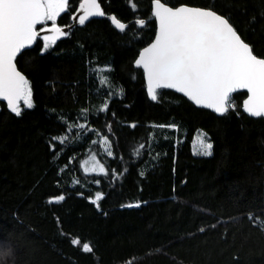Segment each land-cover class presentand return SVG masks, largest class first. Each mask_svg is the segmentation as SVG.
I'll list each match as a JSON object with an SVG mask.
<instances>
[{"label": "trees", "instance_id": "16d2710c", "mask_svg": "<svg viewBox=\"0 0 264 264\" xmlns=\"http://www.w3.org/2000/svg\"><path fill=\"white\" fill-rule=\"evenodd\" d=\"M81 1L55 24L69 26ZM152 1L100 0L102 18L16 57L32 106L16 115L0 102V264H264V118L243 113L244 91L222 116L168 89L148 97L134 63L155 35ZM161 1L214 10L264 59V0ZM93 68L107 69L113 96ZM80 121L91 131L57 140ZM199 130L211 155L192 150ZM96 135L112 155L96 149L106 172L87 175Z\"/></svg>", "mask_w": 264, "mask_h": 264}, {"label": "snow or ice", "instance_id": "6c2138e0", "mask_svg": "<svg viewBox=\"0 0 264 264\" xmlns=\"http://www.w3.org/2000/svg\"><path fill=\"white\" fill-rule=\"evenodd\" d=\"M68 0H0V98L9 109L20 115L18 101L31 107L30 89L26 78L17 70L14 60L20 51L33 44L35 26L53 21L66 9ZM83 25L91 16L105 15L97 0H85ZM152 15L159 30L155 42L145 48L137 67H142L148 81L149 96L157 99L156 89L169 88L188 96L198 106L210 108L219 115L228 111L229 93L246 89L250 94L245 111L251 116H264V59H258L250 47L241 41L227 18L211 10L181 6L173 10L161 0H154ZM123 31L125 25L112 18ZM139 26L143 20H137ZM45 41L50 36L43 37ZM47 48V44H45ZM63 142V138L61 139ZM213 145L201 140L200 155H211ZM110 154V153H109ZM103 172V168L100 169ZM102 197L97 194V203ZM64 196L55 201L61 202ZM129 207L133 205H128ZM85 252L91 251L84 244Z\"/></svg>", "mask_w": 264, "mask_h": 264}, {"label": "water", "instance_id": "95a60500", "mask_svg": "<svg viewBox=\"0 0 264 264\" xmlns=\"http://www.w3.org/2000/svg\"><path fill=\"white\" fill-rule=\"evenodd\" d=\"M97 2H98V4H99V6H100V8H101V4H100V0H97ZM161 3L162 4H164V6L165 7H170V8H172L173 10H175L176 8H178V7H181V6H186V7H193V8H199V9H202V10H211V11H213V12H215L214 10H212V9H209V8H203V7H198V6H190V5H187V4H180V5H178V6H176V7H172V6H170V5H168V4H166V3H164V2H162L161 1ZM82 5H84L85 7H87V5H85V0H82L80 3H79V5H78V7H77V9H76V11L74 12V14L72 15V17H71V21H72V23L69 25V26H66V27H60V26H58V25H56L58 28H60L61 29V31L60 32H57V31H55V29H53V27H52V25H50V26H47V27H44V28H42V29H38L39 28V26H41L42 24H44V23H42V24H37L36 26H35V31L37 32V37H36V39L34 40V42H33V44L36 42V40L38 39V38H41L44 42H46V43H56L57 41H59L60 39H62V38H64L65 36H66V34L68 33V31L70 30V29H72L74 26H82L80 23H79V18L82 16V15H84V7H82ZM101 10H102V8H101ZM103 11V10H102ZM153 11H154V0L152 1V3H151V14L153 13ZM104 13V12H103ZM216 14H219V13H217V12H215ZM220 15V14H219ZM104 16V15H103ZM103 16H91V17H89L87 20H86V22L87 21H89L90 19H93V18H102ZM153 16V15H152ZM221 17H223V18H226V17H224V16H222V15H220ZM115 18V16H110L109 17V19H110V21H111V23L113 24V22H112V18ZM153 18L155 19V17L153 16ZM117 20V19H116ZM228 20V19H227ZM118 21V20H117ZM85 22V23H86ZM119 23H121L120 21H118ZM155 22H156V31H155V35H154V38H153V40L148 44V45H146L145 47H143L141 50H140V52H139V54H138V56H137V58H136V60H135V63H134V65L137 67V65H136V61L139 59V57H140V53L145 49V48H147V47H150L151 46V44L152 43H154L155 42V38H156V35H157V33H158V30H159V24H158V21L155 19ZM84 23V24H85ZM230 23V22H229ZM83 24V25H84ZM125 25V24H124ZM230 25L232 26V24L230 23ZM113 26H115L114 24H113ZM126 26V25H125ZM144 26V25H143ZM116 27V26H115ZM233 27V26H232ZM126 28V27H125ZM118 29V28H117ZM233 29H234V31L237 33V35L239 36V38L241 39V41L242 42H244V43H246L243 39H242V37L239 35V33L236 31V29L233 27ZM45 35H48V36H50L51 37V39L50 40H48V41H45L44 39H43V37L45 36ZM32 44V45H33ZM249 47H250V50H251V52L253 53V50H252V48H251V45H249L248 43H246ZM32 45H30V46H28V47H26V48H24V49H22L21 51H20V53H22L23 51H25V50H27V49H29V48H31L32 47ZM20 53H18L17 54V56L20 54ZM254 54V53H253ZM255 55V54H254ZM16 56V57H17ZM256 56V55H255ZM258 59H263V58H260V57H258V56H256ZM16 59V58H15ZM14 63H15V66H16V68H17V65H16V62H15V60H14ZM139 68H141V70H142V72H143V74H144V80H145V85H146V89H147V94H148V97L151 99V100H153L150 96H149V92H148V81H147V78H146V76H145V73H144V70H143V68L142 67H139ZM17 70L26 78V76L17 68ZM159 89H168V90H171V91H174L175 93H178V94H180V95H182V96H184V97H186L191 103H193L196 107H199V108H203V109H206V110H209V111H211V112H213V113H215L217 116H222V115H219V114H217L215 111H213L212 109H210V108H205V107H202V106H198L194 101H192L188 96H186V95H184L183 93H181V92H178V91H176L175 89H169V88H159ZM159 89H156V91L157 90H159ZM246 92L247 93V96L244 98V100H243V102H242V111H243V113L244 114H246L247 116H249V117H252V118H259V117H256V116H251V115H249V113L248 112H246L245 111V102H246V100L248 99V97H249V93L247 92V90L246 89H237L236 91H234V92H231V93H229V99L235 94V93H237V92ZM23 101V99H21V100H19L17 103H18V106L21 104V102ZM229 101V100H228ZM0 102H4V103H6V105L8 106V102L6 101V100H4V99H2V98H0ZM228 103V102H227ZM9 108V107H8ZM224 115V114H223ZM261 117H263L264 118V116H261Z\"/></svg>", "mask_w": 264, "mask_h": 264}, {"label": "rangeland", "instance_id": "374dc122", "mask_svg": "<svg viewBox=\"0 0 264 264\" xmlns=\"http://www.w3.org/2000/svg\"><path fill=\"white\" fill-rule=\"evenodd\" d=\"M181 2L183 4H185V1H181ZM67 5H68V2H67ZM67 5H66V8H67ZM63 12H61V13H63ZM59 15H58V17H59ZM93 71H97V76H98L100 85L102 87L103 86L106 87V89L108 90V93H109L108 97L113 96L111 90L109 89L108 79H107V75H106L107 69L106 68H96V69L93 68ZM89 131H91V128H87V124L84 121H80V123H78L76 126H70L67 129L66 133L64 135L58 137L57 140H59L61 142V139L63 138L62 143L66 144L69 141H71L73 138H75L76 136L82 135V134L87 133ZM96 136H97L96 137L97 148H91L88 151V153L85 155V157L80 161L79 167L83 171V173L87 174V175H89V174H104L106 172V166L98 158L96 149L101 154H105L107 156L112 155V150H111V145H110L109 140L106 137L101 136V135H96ZM201 140L210 142L208 135L205 132L199 130L196 133L195 138H194L193 143H192V150L197 155H200L199 150H200ZM101 168H103V170H104L103 172L100 171ZM76 181L77 180H74L72 183L75 185Z\"/></svg>", "mask_w": 264, "mask_h": 264}, {"label": "flooded vegetation", "instance_id": "af4514ba", "mask_svg": "<svg viewBox=\"0 0 264 264\" xmlns=\"http://www.w3.org/2000/svg\"><path fill=\"white\" fill-rule=\"evenodd\" d=\"M48 26H50V25H48ZM44 27H47V26H44ZM44 27H41L40 29H42V28H44ZM40 29H39V30H40Z\"/></svg>", "mask_w": 264, "mask_h": 264}]
</instances>
